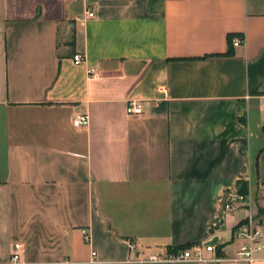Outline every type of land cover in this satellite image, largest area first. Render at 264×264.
<instances>
[{
	"label": "crops",
	"instance_id": "obj_1",
	"mask_svg": "<svg viewBox=\"0 0 264 264\" xmlns=\"http://www.w3.org/2000/svg\"><path fill=\"white\" fill-rule=\"evenodd\" d=\"M262 94L264 0H0V264H206L165 257L215 237L264 264L234 239Z\"/></svg>",
	"mask_w": 264,
	"mask_h": 264
},
{
	"label": "built area",
	"instance_id": "obj_2",
	"mask_svg": "<svg viewBox=\"0 0 264 264\" xmlns=\"http://www.w3.org/2000/svg\"><path fill=\"white\" fill-rule=\"evenodd\" d=\"M77 1V0H73ZM94 13L88 11V16L92 17ZM245 38L234 39V45L239 46L244 44ZM84 61V56L81 53L74 55V62L80 64ZM262 104L264 105V94L261 95ZM143 112L142 104L138 101H130L127 105V113L140 114ZM90 116L87 113H79L73 117V124L78 128H87L90 125ZM238 205L233 202H225L223 209L227 212H235ZM85 240L90 241V235L87 229H83ZM234 239L238 243L236 250V260H247L254 262L260 257H264V180H261L258 185L255 198L254 208H250V213L245 218L244 222L239 225L234 231ZM209 253L210 256H206ZM97 256V251H92V258ZM21 258V245L15 244L14 253L11 264L18 263ZM171 260H187L192 259L206 264H217L225 259L224 254H219L216 244L195 243L185 249L177 252L168 253L165 257ZM149 259L157 260L161 257L151 255Z\"/></svg>",
	"mask_w": 264,
	"mask_h": 264
},
{
	"label": "trees",
	"instance_id": "obj_3",
	"mask_svg": "<svg viewBox=\"0 0 264 264\" xmlns=\"http://www.w3.org/2000/svg\"><path fill=\"white\" fill-rule=\"evenodd\" d=\"M232 37H233V35L230 34L229 35V40L230 41H231ZM190 246H192V244H184V245H180V246H178V247H176L174 249H170V251L171 252H177V251H179L181 249H185V248L190 247ZM216 246H217L218 253L219 254H222V247H220L219 245H216Z\"/></svg>",
	"mask_w": 264,
	"mask_h": 264
},
{
	"label": "water",
	"instance_id": "obj_4",
	"mask_svg": "<svg viewBox=\"0 0 264 264\" xmlns=\"http://www.w3.org/2000/svg\"><path fill=\"white\" fill-rule=\"evenodd\" d=\"M217 241H218V238L215 237L214 239H212V240L209 241L208 243L213 245V244H216Z\"/></svg>",
	"mask_w": 264,
	"mask_h": 264
}]
</instances>
